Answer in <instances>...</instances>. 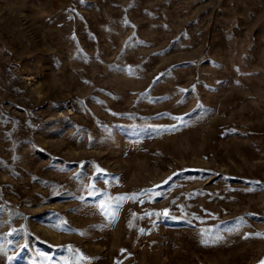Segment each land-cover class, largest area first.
<instances>
[{
  "label": "rangeland",
  "instance_id": "374dc122",
  "mask_svg": "<svg viewBox=\"0 0 264 264\" xmlns=\"http://www.w3.org/2000/svg\"><path fill=\"white\" fill-rule=\"evenodd\" d=\"M257 234L264 0H0V264H261Z\"/></svg>",
  "mask_w": 264,
  "mask_h": 264
},
{
  "label": "snow or ice",
  "instance_id": "6c2138e0",
  "mask_svg": "<svg viewBox=\"0 0 264 264\" xmlns=\"http://www.w3.org/2000/svg\"><path fill=\"white\" fill-rule=\"evenodd\" d=\"M97 171H100V170L97 169ZM90 187H91V186H90ZM124 199H126V197H120V198H118L116 201H114V204H107V203H105V204H101L100 207L103 208V209L105 210V212H108L111 208H113V206H115L116 208H118V207H119V204H120ZM141 202H142V201H141ZM110 214H112L113 216L115 215L114 212H112V213H110ZM160 214H161V215H165V216H167V215H168V210L165 209V210H164L162 213H160ZM12 234H13L12 232H9V233L6 234V235L10 236V235H12ZM257 235L261 236V238H264V234H257ZM205 243H206V241H205ZM68 250H69V251H73V250L71 249L70 246H69V249H68ZM79 259H80V260H84L85 258H84L83 256H80ZM77 264H78V262H77ZM261 264H264V261H261Z\"/></svg>",
  "mask_w": 264,
  "mask_h": 264
}]
</instances>
